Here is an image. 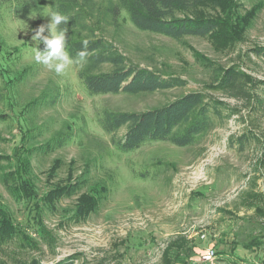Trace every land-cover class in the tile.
<instances>
[{
  "label": "rangeland",
  "instance_id": "374dc122",
  "mask_svg": "<svg viewBox=\"0 0 264 264\" xmlns=\"http://www.w3.org/2000/svg\"><path fill=\"white\" fill-rule=\"evenodd\" d=\"M109 3L92 0L99 32L133 64L186 85L90 95L77 65L57 75L32 59L31 36L48 23L41 14L52 10L50 0L22 16L1 7L0 264L72 255L75 264H161L179 235L197 249L214 244L219 261L264 264V216L256 210L264 214V115L254 120L239 100L214 92L241 115L217 121L192 145L158 141L131 152L118 150L96 117L100 109L140 112L204 90L232 64L264 79V0H207L203 11L216 28L181 39L140 30L125 12L114 20ZM251 134L261 143L245 138ZM253 235L262 244L248 249ZM199 258L194 253L188 264H204Z\"/></svg>",
  "mask_w": 264,
  "mask_h": 264
},
{
  "label": "trees",
  "instance_id": "16d2710c",
  "mask_svg": "<svg viewBox=\"0 0 264 264\" xmlns=\"http://www.w3.org/2000/svg\"><path fill=\"white\" fill-rule=\"evenodd\" d=\"M41 0H0V8L22 16L39 7ZM207 0H110L106 14L114 20L125 12L140 30L166 35L175 39L188 36L206 37L216 28L213 19L205 14ZM53 11L67 14L68 50L72 56L81 50L83 39L90 41L88 61L77 66V76L90 95L144 94L186 85V81L167 76L157 71L133 64L111 41L99 32L98 20L92 15V0H50ZM98 22V23H97ZM44 48V45L42 44ZM243 65L232 64L219 72L204 90L192 91L162 106L140 112L100 109L97 121L111 137L112 144L120 151L131 152L142 146L165 141L177 146H189L198 136L215 127L216 122L241 115L239 106H230L219 101L212 93L239 100L256 116L264 115V79L248 73ZM109 67L108 70L103 68ZM243 117V115H242ZM4 118L0 117V122ZM248 140H257V135H245ZM245 140H243L244 144ZM243 148V145L242 147ZM264 149V143H263ZM259 164L264 167L263 157ZM258 194V193H257ZM256 196V195H255ZM249 202L250 207L254 203ZM259 209L261 211H259ZM260 217L263 208L256 206ZM2 227H0L1 229ZM0 231V242L1 241ZM256 235L244 243L248 249L262 244ZM19 246H27L20 239ZM185 235L167 242L161 254V264H188L194 253V244ZM77 256L48 264H75ZM27 264H41L32 260ZM234 264H238L234 262Z\"/></svg>",
  "mask_w": 264,
  "mask_h": 264
},
{
  "label": "clouds",
  "instance_id": "9594fccd",
  "mask_svg": "<svg viewBox=\"0 0 264 264\" xmlns=\"http://www.w3.org/2000/svg\"><path fill=\"white\" fill-rule=\"evenodd\" d=\"M41 15L50 19L47 24L33 30L31 40L36 44L32 47L34 62L57 75H63L70 66L85 65L88 61L87 48L90 41L83 39L81 41L83 47L75 56H72L68 50V27H61V25L67 26L71 18L67 14L53 10H48ZM46 32L47 35H45ZM40 44L44 45L43 50H40Z\"/></svg>",
  "mask_w": 264,
  "mask_h": 264
},
{
  "label": "built area",
  "instance_id": "2783aa9c",
  "mask_svg": "<svg viewBox=\"0 0 264 264\" xmlns=\"http://www.w3.org/2000/svg\"><path fill=\"white\" fill-rule=\"evenodd\" d=\"M201 238L205 239L206 234H201ZM201 261L207 264H232L231 262L219 261L218 252L215 248L208 247L206 251L201 255Z\"/></svg>",
  "mask_w": 264,
  "mask_h": 264
},
{
  "label": "crops",
  "instance_id": "0c3cea01",
  "mask_svg": "<svg viewBox=\"0 0 264 264\" xmlns=\"http://www.w3.org/2000/svg\"><path fill=\"white\" fill-rule=\"evenodd\" d=\"M203 234V233H202ZM206 239V238H205ZM203 242H206L205 240H203ZM243 246H244V243H243ZM208 247H212V248H214L215 246H214V244L213 245H208V246H205V247H200V248H194V253H198L199 254V257L201 258V255L206 251V249L208 248ZM236 249V248H235ZM194 253H193V255H194ZM192 255V256H193ZM199 258V259H200ZM219 260V259H218ZM202 262V261H201ZM234 262L235 261H232L231 263L232 264H234ZM203 263V262H202ZM204 264H207V263H204Z\"/></svg>",
  "mask_w": 264,
  "mask_h": 264
}]
</instances>
